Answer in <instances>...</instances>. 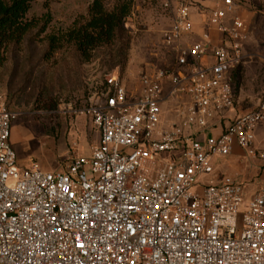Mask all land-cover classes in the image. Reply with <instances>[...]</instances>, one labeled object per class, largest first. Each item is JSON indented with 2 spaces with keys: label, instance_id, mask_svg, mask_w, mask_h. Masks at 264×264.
I'll return each instance as SVG.
<instances>
[{
  "label": "built area",
  "instance_id": "1",
  "mask_svg": "<svg viewBox=\"0 0 264 264\" xmlns=\"http://www.w3.org/2000/svg\"><path fill=\"white\" fill-rule=\"evenodd\" d=\"M237 7L162 0L173 65L133 85L115 71L88 83L78 114L97 141L85 154L70 131L63 171L17 165L18 113L0 94V264H264V186L247 198L229 176L206 181L235 145L264 159L253 147L264 102L196 138L233 107L231 76L247 40ZM194 17L204 26L198 40ZM165 103L175 118L167 123Z\"/></svg>",
  "mask_w": 264,
  "mask_h": 264
},
{
  "label": "rangeland",
  "instance_id": "2",
  "mask_svg": "<svg viewBox=\"0 0 264 264\" xmlns=\"http://www.w3.org/2000/svg\"><path fill=\"white\" fill-rule=\"evenodd\" d=\"M30 1L27 17L37 20V27L7 54L0 67V94L4 95L7 107L18 113L10 137L17 165L28 168L36 162L44 171L59 172L66 164L70 131L76 133L81 150H89L97 141L90 117L78 114L86 104L88 83L103 73L115 71L133 85L142 74L173 65L175 57L164 46L161 36L168 15L162 8V0H127L132 2L123 24L128 33L124 40L127 45L117 43L99 48L85 61L62 38L67 31L84 23L92 0ZM121 1L105 0V4L110 9ZM47 12L49 21L43 33H38ZM158 18L161 19L156 24ZM51 36L60 39L52 51ZM252 46L259 48L263 44ZM259 62L255 57L250 64L241 63L234 69L231 76L234 94L249 98L256 92H264V82L254 79L264 72ZM169 108L170 104L164 109V119L175 120ZM224 114H233V108Z\"/></svg>",
  "mask_w": 264,
  "mask_h": 264
},
{
  "label": "crops",
  "instance_id": "3",
  "mask_svg": "<svg viewBox=\"0 0 264 264\" xmlns=\"http://www.w3.org/2000/svg\"><path fill=\"white\" fill-rule=\"evenodd\" d=\"M237 14L245 21V33L247 40L243 48V59L246 60L242 65L250 64L255 57L260 61L259 64L264 71V0H237ZM133 15V14H132ZM155 18V17H154ZM161 19V18H160ZM160 19H155V23L160 22ZM195 19V27L192 38L199 39L200 33L204 30V26L200 25L198 19ZM170 24V18L167 16V27ZM211 37L214 45L218 40V35L211 31ZM254 44H263L256 48ZM252 48V49H251ZM261 60H263L261 62ZM240 63V64H241ZM259 79L264 82V72L256 76L254 79ZM254 81V80H253ZM127 83V82H126ZM243 95L234 94L233 114L217 115L210 123L209 129L204 130L196 136L202 140L208 135H218L233 119L254 109L260 102H264V92H256L249 98ZM249 99V100H248ZM164 104V108L167 107ZM165 111V110H164ZM225 113V112H224ZM165 114V112H164ZM167 123L168 118L164 119ZM166 120V121H165ZM11 141V138H10ZM253 147L258 151L264 152V122L260 123L254 131ZM85 154H89V150H82ZM223 176H229L236 181L244 184V196L251 197L260 187L264 186V159H256L246 156L245 150L234 146L232 152L226 157H217L213 160V173L206 177V181L220 179Z\"/></svg>",
  "mask_w": 264,
  "mask_h": 264
},
{
  "label": "trees",
  "instance_id": "4",
  "mask_svg": "<svg viewBox=\"0 0 264 264\" xmlns=\"http://www.w3.org/2000/svg\"><path fill=\"white\" fill-rule=\"evenodd\" d=\"M30 2V0H0V67L6 62L7 54L17 48L27 34L37 27V20L27 17L31 7ZM131 9L132 2L127 0L116 2L110 9L106 7L105 0H92L84 23L67 31L62 40L72 44L77 54L85 61H88L92 53L99 48L117 43L123 46L126 44L124 40H127L125 35L128 34L123 23ZM41 21L42 25L38 28V33H43L45 30L49 21L48 12ZM59 40L55 36L49 38L51 51L55 50ZM115 57H119L118 51Z\"/></svg>",
  "mask_w": 264,
  "mask_h": 264
}]
</instances>
